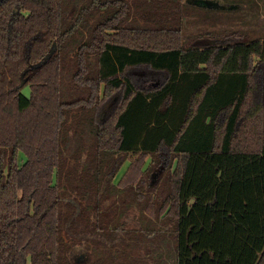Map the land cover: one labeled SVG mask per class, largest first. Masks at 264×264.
<instances>
[{
  "label": "trees",
  "instance_id": "16d2710c",
  "mask_svg": "<svg viewBox=\"0 0 264 264\" xmlns=\"http://www.w3.org/2000/svg\"><path fill=\"white\" fill-rule=\"evenodd\" d=\"M190 6L0 0V264H264V38L183 44ZM111 189L161 219L146 255L96 253Z\"/></svg>",
  "mask_w": 264,
  "mask_h": 264
},
{
  "label": "rangeland",
  "instance_id": "374dc122",
  "mask_svg": "<svg viewBox=\"0 0 264 264\" xmlns=\"http://www.w3.org/2000/svg\"><path fill=\"white\" fill-rule=\"evenodd\" d=\"M188 4H190L193 8L190 10V14L185 17L184 27L182 30V41L183 44H190L191 41L195 42L198 38V35L203 33H226L230 31H238L242 33V39L241 41L246 42L251 39L256 38H264V0H204L208 1L209 4L205 5H198L196 3H193L191 0H185ZM205 37V36H203ZM202 43H207L210 40L208 39H199ZM23 92L25 94H29V88L28 86H25L23 88ZM135 157V154H129L127 158L120 167L118 174L115 175L113 182L117 183L119 180V176L122 175L121 173L126 168L128 163H130V160ZM150 158L147 159L146 165L149 163ZM121 177V176H120ZM151 195L155 196L156 192L153 190L151 192ZM117 202L115 206L112 208H108L112 202ZM148 202V201H147ZM143 205L145 202H141L140 204H134L126 208V204H130V196L127 194H121L117 193L116 190L111 189L110 192H105L103 195V201L101 205V210H104L105 208L107 212H111L114 214L113 219L118 217L117 220L119 223H124L122 225L125 229L130 231V233H125L123 231L117 232L116 228H111L112 231H116L115 233L111 232L107 235V237H111L110 240H108L110 243V246L108 244H99L98 241H94L93 246H96V253L97 250L105 249L107 251H120L123 249V247L127 248L132 245L131 243L137 242L139 246V250H136L134 255L140 256L141 253L143 255H146L147 252V246L149 244L154 245L153 243H146V238L140 235V233L136 232L133 233V228L137 225H140L142 227V224L146 225L149 224V226L154 227V222L158 223L157 231L159 229H163L161 219H159V216H155L157 221H150L151 217L150 214L146 210V205ZM152 203H150L151 205ZM144 206V207H143ZM158 217V218H157ZM147 219V220H146ZM149 226H146L149 228ZM143 228V227H142ZM150 228L147 229V234L150 232ZM159 232V233H163ZM133 233V235H132ZM118 234V235H117ZM118 237L120 241L115 243V240H118ZM158 236H156L157 238ZM104 238V237H103ZM128 241L129 243H126ZM163 241H166V237H163ZM160 246V243H157ZM144 246V249L141 247ZM163 246V244H162ZM125 250V252H126ZM143 250V251H142ZM79 250H77L78 252ZM102 252V250H100ZM164 251H165V245H164ZM161 252V251H157ZM89 254L86 251H80L74 255L75 259L79 263L83 262V259L85 256Z\"/></svg>",
  "mask_w": 264,
  "mask_h": 264
},
{
  "label": "water",
  "instance_id": "95a60500",
  "mask_svg": "<svg viewBox=\"0 0 264 264\" xmlns=\"http://www.w3.org/2000/svg\"><path fill=\"white\" fill-rule=\"evenodd\" d=\"M191 1H192L193 3L198 4V5H202V4H204V6H205V5H208V4H209L208 1H204V0H191ZM200 3H202V4H200ZM202 6H203V5H202ZM55 46H56L55 43H53V45H52V47L50 48L49 52L43 57V59H42L41 61L37 62L36 64H34L31 68L39 67L40 65H42L43 63H45V62L48 60V58L53 54V52H54V50H55ZM26 70H27V69H26ZM26 70L23 71L22 75L24 74V72H25ZM23 83H24V80L21 81L20 85H23ZM23 264H25V261H23Z\"/></svg>",
  "mask_w": 264,
  "mask_h": 264
},
{
  "label": "crops",
  "instance_id": "0c3cea01",
  "mask_svg": "<svg viewBox=\"0 0 264 264\" xmlns=\"http://www.w3.org/2000/svg\"><path fill=\"white\" fill-rule=\"evenodd\" d=\"M84 260V259H83ZM78 263H79V260H78Z\"/></svg>",
  "mask_w": 264,
  "mask_h": 264
}]
</instances>
